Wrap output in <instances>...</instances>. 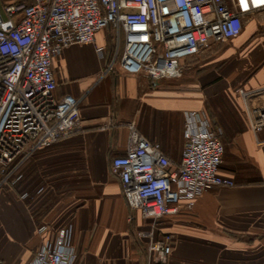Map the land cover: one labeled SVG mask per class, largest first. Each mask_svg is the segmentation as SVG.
<instances>
[{
  "label": "crops",
  "instance_id": "1",
  "mask_svg": "<svg viewBox=\"0 0 264 264\" xmlns=\"http://www.w3.org/2000/svg\"><path fill=\"white\" fill-rule=\"evenodd\" d=\"M257 29L254 21H248L235 51H226L224 57L248 58L247 62L233 69L223 67L220 73L216 63H208V59L217 61L219 51L206 56L210 44L205 45L182 62L188 65V80L179 85L162 84L143 74L129 75L117 66L102 73L104 62L92 43L67 46L55 56L54 95L79 99L80 128L24 164L31 163L36 180L45 175L39 174L43 167L53 164L55 181L63 183L51 186L67 192L53 210V219L40 223L33 214V197H21L24 192L16 187L14 193L0 190L2 264L29 261L42 238L38 227L46 224L54 231L64 223L73 226L77 251L73 264H264V127L253 130L249 126L236 94L238 87L264 85V31ZM100 33L96 34L98 45L106 42L99 40ZM255 34L258 43L247 46ZM233 87L236 101L230 102L223 96ZM219 94L221 99L212 102ZM262 99L264 95L251 101ZM191 109H204L221 129L224 152L219 172L231 177L235 185L206 190L191 208L182 205L160 220L155 236L172 233L174 239L166 262L159 263L148 253L147 239L137 235L150 221L128 206L111 161L124 152L128 123L133 122L139 134L160 143L164 154L179 162L183 113ZM220 115L231 126L236 118L240 131L222 138Z\"/></svg>",
  "mask_w": 264,
  "mask_h": 264
},
{
  "label": "built area",
  "instance_id": "2",
  "mask_svg": "<svg viewBox=\"0 0 264 264\" xmlns=\"http://www.w3.org/2000/svg\"><path fill=\"white\" fill-rule=\"evenodd\" d=\"M250 20L264 25V0H0V189L17 184L20 167L37 150L80 128L79 99L54 95L52 63L65 47L92 43L104 62L102 73L117 66L129 75L172 79L181 76L186 58L239 37ZM101 31L107 42L98 45ZM236 94L249 126L264 127V99L251 101L264 95V85L238 87ZM183 116L179 162L133 122L124 152L111 161L128 206L150 221L137 235L147 239V251L159 263L166 262L174 239L172 233L155 236L160 220L182 205L191 208L206 190L235 185L219 172L221 129L204 109ZM72 232L71 223L54 231L40 225V244L22 264H73Z\"/></svg>",
  "mask_w": 264,
  "mask_h": 264
},
{
  "label": "trees",
  "instance_id": "3",
  "mask_svg": "<svg viewBox=\"0 0 264 264\" xmlns=\"http://www.w3.org/2000/svg\"><path fill=\"white\" fill-rule=\"evenodd\" d=\"M30 2V0H26ZM221 43V42H220ZM226 100H228V96H223ZM212 102H215L216 99H221L220 94L214 95L212 97ZM220 126L223 128L222 138L231 137L240 131L242 126L238 123V120L235 118L233 122H235L234 126H231L226 119L220 115ZM235 128V129H234ZM221 134V133H220ZM219 134L220 140L221 135ZM223 140V139H222ZM221 140V141H222ZM52 165H47L43 167L42 172L39 174H45L42 176L43 178L36 180V176L32 177V172L34 171V167L31 166V163L23 164L20 167L21 179L17 182L15 187L20 189L22 192H26L29 197H33V214L38 222H49L53 219L55 211H53L58 203L63 200L64 190L59 187L51 186L56 183H63V180L55 181L57 179L56 175L53 173ZM32 177V178H31ZM43 188L42 191L37 195V190L39 188ZM56 190H60L56 192Z\"/></svg>",
  "mask_w": 264,
  "mask_h": 264
},
{
  "label": "rangeland",
  "instance_id": "4",
  "mask_svg": "<svg viewBox=\"0 0 264 264\" xmlns=\"http://www.w3.org/2000/svg\"><path fill=\"white\" fill-rule=\"evenodd\" d=\"M257 27H258V29L256 30L257 32H261V31H264V25H257ZM104 33H106L105 31H101V35H100V37H99V40L100 41H104L105 39H104V37H103V34ZM238 38V37H237ZM237 38H235V39H232V40H228V41H224V42H219V43H212V44H210L209 46H207V50H206V52H205V54L204 55H206V56H208L209 55V57L210 56H212V55H214V53L215 52H217V51H219V53H217V55H219V57H218V59H217V61H215V62H213L214 60H211L210 61V59H208V63H216V67H215V69L216 70H218V71H220V73H222L223 71H221L222 69H223V67H226V69L228 70V68L229 69H233L234 67H236V65H239L240 63H242L243 61L244 62H247L248 60V58H242V57H240V58H238V56L237 55H235V56H237V57H234V58H230V55L228 56V58L227 59H225L226 57H225V55H226V53L228 52V51H230V50H234L235 51V49H236V45H237V43L239 42L238 41V39ZM258 35L257 34H255V35H253V36H250L249 37V39L246 41V45L247 46H249V45H252V44H254V43H258ZM106 41V40H105ZM257 41V42H256ZM107 42V41H106ZM255 45V44H254ZM223 51V52H222ZM227 51V52H226ZM225 53V54H224ZM215 57V56H214ZM225 57V58H224ZM186 66H188L185 62H184V65H183V71H182V74H181V76L180 77H178V78H172V79H161L160 81H161V83L163 84V83H173V84H177V85H179V84H183L186 80H188V67H186ZM207 68H205V69H203V70H206ZM242 77H245V76H241V78ZM234 88L235 87H233V88H230V89H228V90H226L228 93H227V96H228V100L230 101V102H232V100L235 102L236 100H235V95H234ZM56 144V143H55ZM54 145V144H53ZM53 145H51V146H47L46 148L44 147V149H42V148H40L39 150H37L30 158H32V157H34V156H36V155H38L40 152H42V151H44V150H48V149H53ZM29 158V159H30ZM0 177H1V173H0ZM15 186H13V187H7V186H5V185H2V187H1V189H3V191L2 192H8V193H14V190H12L13 188H14ZM0 189V190H1ZM67 192V191H66ZM66 192H64V195H63V198H64V196L66 195ZM38 195V194H37ZM65 200V199H64ZM58 214H59V212H58ZM64 215V212H62V213H60V215H59V218L60 217H62ZM65 218V217H64ZM63 218V219H64ZM65 220V219H64ZM65 224H67V223H64L63 225H65ZM62 225V226H63ZM60 227V226H59ZM58 228V227H57Z\"/></svg>",
  "mask_w": 264,
  "mask_h": 264
}]
</instances>
